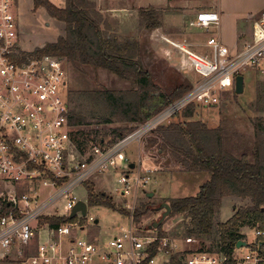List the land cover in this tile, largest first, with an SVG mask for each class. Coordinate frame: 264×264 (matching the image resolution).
I'll return each mask as SVG.
<instances>
[{"label": "built area", "instance_id": "2783aa9c", "mask_svg": "<svg viewBox=\"0 0 264 264\" xmlns=\"http://www.w3.org/2000/svg\"><path fill=\"white\" fill-rule=\"evenodd\" d=\"M17 10L18 0H0V195L9 206L7 212L0 213V264H223L225 255L193 245L195 238L138 225L133 216L136 207L131 206L125 214L127 224L108 238L78 235L77 230L94 224L96 218L80 210L72 217L70 213L80 200L76 188L123 163L125 168L117 178L123 195L151 182L152 169L146 168L144 173L138 169L142 161L136 165L137 173L129 175L136 168L129 167L132 162L124 152L130 141L150 134L191 103L216 106L222 93L234 90L238 74L264 75V9L239 48L225 45L218 33L208 36L202 53L184 41L163 37L181 54L184 68L199 75L197 81L113 144H94L85 152L78 150L68 119L66 61L22 45ZM219 20L218 11L201 9L188 25L208 30L217 28ZM115 190L120 193L119 188ZM44 216L71 220L50 227L42 221ZM253 230L255 239L236 248L235 264H264V221ZM244 249L248 252L239 253Z\"/></svg>", "mask_w": 264, "mask_h": 264}, {"label": "trees", "instance_id": "16d2710c", "mask_svg": "<svg viewBox=\"0 0 264 264\" xmlns=\"http://www.w3.org/2000/svg\"><path fill=\"white\" fill-rule=\"evenodd\" d=\"M33 6L45 8L51 18L64 23L63 34L37 47L36 53L63 58L75 74L89 76L94 82L91 87L84 79L80 88L67 90L68 119L74 127L72 135L80 152L87 150L90 141L100 145L113 144L191 88L190 84L182 83L170 92L162 90L142 63L138 39L120 36L94 0H65L62 7L50 0H33ZM138 15L144 28L152 29L161 24L160 11L154 7L139 8ZM100 71L113 74L128 86L117 89L101 84L97 79ZM92 73L96 76L92 77ZM233 94L236 95L235 90ZM71 101L75 103L73 107ZM262 104L264 82H259L255 101L259 112L257 107ZM181 111L172 118L179 114L190 118L194 114V104ZM115 120L123 124L109 131L97 127L84 131L83 128L110 124ZM251 125L250 145L238 144L239 139L231 144V134L223 124L210 128L203 121L188 119L160 124L146 138V149L154 147L160 153L170 154L186 171L208 173L209 178L200 184L196 194L168 201L169 216L184 214L187 221L174 235L199 239L201 249L225 255L223 264H235L236 243L246 239L242 228L264 221V116L256 115L251 119ZM232 134L242 138L238 132ZM84 186L88 206L118 209L110 194L95 191L89 182ZM225 198L238 202L226 221L215 222ZM150 208L148 202H140L133 212L134 220L139 222ZM8 210L9 206L2 201L0 213ZM67 220L71 218L42 217L50 227H57ZM157 229L162 233L161 225ZM203 240H209V245Z\"/></svg>", "mask_w": 264, "mask_h": 264}, {"label": "rangeland", "instance_id": "374dc122", "mask_svg": "<svg viewBox=\"0 0 264 264\" xmlns=\"http://www.w3.org/2000/svg\"><path fill=\"white\" fill-rule=\"evenodd\" d=\"M50 1L59 7H62L65 4V0ZM107 1L115 7H120L121 5L127 6L126 10L116 8V10L111 9L112 11L108 10L107 12H104L99 8L101 13L109 19L112 27L117 29L118 33V24H120V26L123 24V26L127 28L126 30L130 29L132 27L131 23L133 22L134 16L132 12H136L138 8L136 5L137 2L135 0ZM180 3L173 2L171 6L145 5V8L154 7L158 9L160 11L158 17L162 23L160 26H157L160 27L159 30L164 34H169L179 40L187 39L199 44L200 41L206 40L208 35H214L215 31L213 30L209 33L203 31L198 33L196 30H185L183 28V21L187 24L188 20H190L189 18L194 15V11H197L200 8L199 6L207 4L214 7L217 4V0H186L185 4ZM220 4L226 12H229L230 18H237L242 28L247 31L246 33H240V35H244L243 37L245 38L249 37V32L250 30L252 31L254 22L257 20L260 12L264 9V0H220ZM101 5L104 6V4ZM17 13V18L21 22L23 31L21 42L28 50L34 47H42L45 43L54 41L64 32V23L51 18L43 7L35 9L33 6V0H18ZM112 15L114 17L110 18L109 16ZM115 19H117L118 22ZM142 28L143 25L140 23L139 31H141ZM189 29L192 30L193 28L190 27ZM138 32L136 31L137 34L134 33V31H129L128 33H133L135 36L139 37ZM119 35L123 36L121 34ZM139 35V43H142V63L145 68L150 70L153 80L162 88V90L170 92L182 83L192 85L197 81L199 75L189 68H184L181 64L180 53L173 49L170 50L171 53L169 52L167 55L162 52L161 47H167L162 35L157 34L154 42L148 40V37L144 35L142 36L141 33ZM135 36L130 37L136 38ZM230 39H232L231 35ZM240 45L241 44L238 43L237 48H239ZM66 69V91L68 89L80 88L82 84L85 83L83 81L84 79L86 80L85 84L88 83L89 86H93L94 82L91 77L75 74L68 62H66ZM243 75L244 90L241 94L234 95L233 91H226L221 94L220 101L216 106L205 107L194 104V114L190 118H185L182 114H179L178 117H170L168 120L164 121L163 124L169 123V121L177 122L185 119L204 121L207 126L210 127L223 124L226 126V129L229 130V134H231V144L239 139V142H237L238 144L242 143L244 145H250V140L252 138L251 119L258 114L264 116V104L257 107L260 109V112L256 109L255 105L258 83L264 82V75H256L253 72H243ZM91 76L95 77L96 75L95 73H92ZM97 79L98 82L108 87L123 89L128 86L127 82H123L117 79L113 74H108L105 71H100L97 75ZM65 95L66 92L64 97ZM74 104V101L70 102L71 107H73ZM121 124H123L121 121L115 120L110 124H93L88 128H83L84 131L91 127H97L101 130L109 131L112 127ZM234 132L242 134V138H236L235 135L232 134ZM149 136L150 134H146L141 137L140 140L130 141L131 143L125 148L124 152L128 161L134 162L135 166L143 161L142 166L138 168L141 173H144L146 168H150L152 169L149 172L151 176L155 174L156 179L158 178L157 180L162 176L160 178L161 180H159V182L157 181V183L151 182L146 184L145 187H139L136 189V192L134 191L133 193L131 188L129 194L121 195L120 193L123 189V185L118 182L117 178L121 175V170L125 168L124 163L121 166H118V169L111 168L109 171L92 176L88 182L94 186V190L102 191L107 188L108 191L104 192L113 197L114 203L118 209L115 211L105 206H88L87 214L99 220L98 226H92L93 224H91L89 229L88 227H85L84 230H77L78 235L84 236L88 233L90 235L103 234L102 236L108 238L113 232L119 229L120 225L127 224L128 219L125 214L130 211L131 206L133 208L137 207L140 202H148L151 205V208L149 212L142 216L137 224L140 226H150L153 222L157 221L165 211L164 208H158L161 203L166 202L169 204L168 201L171 198L196 194L200 186L199 184H202L206 180L208 174L206 172L186 171L170 154L163 152L160 153L154 147L146 149V138ZM94 144L99 145L97 141H90L87 150H90ZM136 169L137 166L135 169L129 171L131 177L137 173ZM101 174L103 176L101 182L104 184L105 188L102 187L101 183L100 186H96L97 176H101ZM198 174L200 176H198ZM108 175L110 177H108ZM154 186H156L157 189L153 191L151 189H154ZM116 188H119L120 190L118 195L113 193V190L115 191ZM2 190L3 189L0 187V191ZM109 190L111 192H109ZM148 192H153V195L149 196ZM75 194V196L80 199H87V191L83 185L76 189ZM1 202L2 195H0V205ZM237 202L234 199L225 198L222 201L215 222L226 221L230 215L233 214V205H236ZM120 209H123L124 211L122 212ZM186 221L187 219L184 214L171 217L168 214L160 225L163 231L174 235V232L181 231L183 223ZM242 231L246 236V239L244 240L248 241V243L255 239L253 227L245 226L242 228ZM203 243L209 245L210 241L206 240ZM193 245L200 246V240L196 239L195 243L193 242ZM247 252L248 250L244 249L242 254ZM13 264L19 263L17 262Z\"/></svg>", "mask_w": 264, "mask_h": 264}, {"label": "crops", "instance_id": "0c3cea01", "mask_svg": "<svg viewBox=\"0 0 264 264\" xmlns=\"http://www.w3.org/2000/svg\"><path fill=\"white\" fill-rule=\"evenodd\" d=\"M95 2H96V4H97V6H98V8H100L101 10H103L104 12H107L108 10H116V8H122V9H125L126 10V8H127V6H124V5H121L120 7H115V6H113V5H111L107 0H94ZM136 2H137V10H136V12H132L133 14H134V16H133V22L131 23L132 24V27L130 28V29H128V30H126L127 28L126 27H124L123 26V24H122V26H120V24H118V27H119V34H121V35H123V36H135V34H133V33H128L129 31H134V33H136V31L138 32L139 31V29H140V19H139V15H138V9L139 8H145V5L147 6V5H154V6H171V4L173 3V2H178V3H180V4H185V2H186V0H135ZM110 2H112V1H110ZM101 4H104V6H102ZM143 6V7H142ZM198 6V5H197ZM103 7V8H102ZM200 8L197 10V11H199V10H201V9H210V10H216V11H218L219 12V15H220V20H219V25H218V27L216 28L215 26H211L208 30H204V29H198V28H195V27H191V26H189L188 25V22H189V20H188V22H187V24L183 21V28L185 29V30H189V31H194V30H196V31H198V33H200L201 31H203V32H205V33H209L210 31H215V33L214 34H216V33H218V35H219V37L221 38V40H222V42L225 44V45H227L228 47H230L231 49H235V48H237V45H238V43L239 44H241L246 38L245 37H243L244 35H240V33H246L247 31H245L244 30V28H242V26L239 24V22H238V19L237 18H235V17H233V18H230V15H229V12H226L225 10H224V8H222L221 7V4H220V0H217V4H216V6H214V7H212L211 5L209 6V5H207V4H205V5H201V6H199ZM111 10V11H112ZM197 11H194V15L191 17V18H189V19H192L194 16H195V14L197 13ZM110 18H113L114 16L112 15V16H109ZM116 21H117V19H115ZM118 22V21H117ZM162 24V23H161ZM160 24V25H161ZM159 25V26H160ZM193 28L192 30H190L189 28ZM159 28L160 27H157V28H152V29H147V28H142L141 29V31H139L138 32V36L139 37H137V36H135L136 37V39H139L140 38V33L142 34V36L144 35V36H146V37H148V40H150L151 42H154V40H155V37H156V35L158 34V35H162L163 37H167V38H169V39H172V40H175V41H180V42H186L187 44H188V47L190 48V49H192L193 51H196V52H199V53H202V52H204L206 49H207V47H206V40H207V38H208V36H207V38H206V40H202V41H200V43L199 44H197V43H195V42H193V41H189V40H185V39H183V40H179V39H177V38H174V37H172L171 35H169V34H164V33H162L160 30H159ZM133 34V35H132ZM137 34V33H136ZM230 35L232 36V39H230ZM251 35V30H250V32H249V36ZM202 37V36H201ZM243 37V38H242ZM145 38V37H144ZM203 39V38H202ZM139 41V40H138ZM140 42V41H139ZM140 44H142V43H140ZM167 44V43H166ZM231 45V46H230ZM170 47V48H169ZM162 48V52L164 53V54H169V52H170V50H172V48H171V46L170 45H168L167 44V47L166 46H162L161 47ZM171 53V52H170ZM142 56H143V53H142ZM148 69V68H147ZM149 70V69H148ZM150 71V70H149ZM204 122V121H203ZM208 127H210V126H208ZM216 127V126H215ZM210 128H214V127H210ZM143 162V161H142ZM114 169H118V168H114ZM109 171V170H108ZM103 173V172H102ZM208 174V173H207ZM198 176H200L199 174H198ZM108 177H110L109 175H108ZM153 179L151 180V182H154V183H157V181L159 182V180H161L160 178L162 177V176H160L159 177V180H157L156 179V175L155 174H153ZM103 178V176H102V174H101V176H97V183H96V186H100V183L102 184V187H104L105 188V186H104V184L101 182V179ZM209 178V175H207V178H206V180ZM103 180V179H102ZM205 180V181H206ZM151 182H149V183H151ZM148 183V184H149ZM200 185V184H199ZM82 186V185H81ZM84 186V185H83ZM80 187V186H79ZM145 187V186H144ZM77 189V188H76ZM76 189H75V193H76ZM155 189H157V187L156 186H154V189H151V190H155ZM145 190V189H144ZM103 192L105 191V192H107L108 190H107V188H105L104 190H102ZM142 191H143V189H142ZM198 191V190H197ZM109 192H111L110 190H109ZM113 193L115 194V195H118V191H114L113 190ZM149 193V192H148ZM113 194V195H114ZM121 195H123L122 193H120ZM84 200H86V199H84ZM231 216V215H230ZM98 223H99V220L97 219V222H95L92 226H98ZM90 226V225H89ZM89 226H88V229H89ZM96 229H98V228H96ZM99 231V230H98ZM88 235H90L89 233H88ZM98 235H101V234H98ZM103 235V234H102ZM240 252H243V250H241V251H239V253Z\"/></svg>", "mask_w": 264, "mask_h": 264}, {"label": "water", "instance_id": "95a60500", "mask_svg": "<svg viewBox=\"0 0 264 264\" xmlns=\"http://www.w3.org/2000/svg\"><path fill=\"white\" fill-rule=\"evenodd\" d=\"M234 90H235L236 94H241L243 92V90H244V76L242 74H238L235 76ZM134 166H135V163H133V162L129 164L130 168H134ZM148 195L149 196L153 195V192H149ZM158 208H164L165 211L161 214L160 218L157 221L153 222L152 225H150L149 227L157 228L162 223L164 218L170 213V206L166 202L161 203ZM79 210L81 211V213L83 215H85L87 212V203L82 199L78 200L77 203L73 206L71 213H70V217H72L75 214V212H77ZM95 222H97V219L95 220ZM247 245H248V243L246 240H244V239L238 240L236 243V248H242V247H245Z\"/></svg>", "mask_w": 264, "mask_h": 264}]
</instances>
